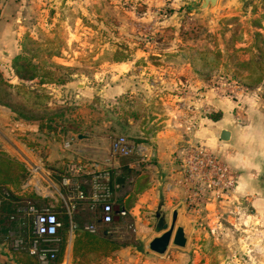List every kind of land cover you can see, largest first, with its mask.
<instances>
[{
  "label": "crops",
  "instance_id": "0c3cea01",
  "mask_svg": "<svg viewBox=\"0 0 264 264\" xmlns=\"http://www.w3.org/2000/svg\"><path fill=\"white\" fill-rule=\"evenodd\" d=\"M4 1L0 18L1 44H19L22 35L30 32L31 27L51 29L60 16L68 22L67 27L77 31L83 26L85 29L105 27L107 12H110L114 16L111 23L117 26L115 22L121 19L116 15H123L125 10L119 0ZM144 2L149 5L146 11H152L153 3H166L172 8L182 5L180 0ZM143 13L146 17L147 13ZM31 15L35 19L30 23ZM117 39H104L103 43L117 47L130 42ZM73 41L77 42L76 39ZM123 48L127 49L126 46ZM131 49L124 56H116L114 61L113 55L108 56L95 75L98 78L95 82L89 78L75 79L76 75H73L75 77L64 85L47 87L51 107L60 103L74 104L72 111L82 114L83 102L98 98L100 109L107 110L112 106L115 109L114 112L106 111L103 118L88 120L80 116V124L90 133L73 134L68 139L76 138L77 142L69 144L70 147L65 148L67 142H64L56 151L53 149L55 144L47 141L48 151L43 158L49 163L47 168L42 167L41 157L34 156L33 159L30 156L39 153L38 147L30 150L27 147L30 142H38L37 139L47 140L39 132L38 125L16 120L9 109L0 106V125L9 119L26 137L12 151L7 150L3 144L5 140L0 139V152L20 163L28 173L38 167L42 177L36 178L49 180L61 195L72 194L61 181L68 176V167L76 162H99L111 171L113 199L126 211V217L105 226L100 223L97 210L87 204L80 205L74 217L77 229L70 234L67 217L64 223L66 245L61 264H72L75 232L91 223L97 227L94 234L102 233L121 245L97 264H264V110L250 100L218 99L210 90L202 88L201 81L195 80L197 76L189 66L156 69L149 62L152 53L145 47ZM19 54L18 45L10 61ZM103 54L106 55L104 52L98 56ZM144 64L147 66H142ZM223 130L230 134L228 141L220 140ZM78 136L82 138L78 139ZM117 136L142 146L147 163L136 165L134 156H112L109 146ZM196 143L215 151L237 175L233 194L223 201L208 204L207 212L189 210L185 191L178 184L181 180L179 152ZM75 179L80 188L88 192L89 178ZM22 185L16 189L17 196L33 195L39 201L43 200L31 190H22ZM43 201L63 216L59 201ZM213 207L215 211H212ZM222 212L229 214L222 219ZM173 214L176 215L175 228L182 227L186 237L184 248L169 245L163 255L152 253L149 243L162 234L156 230L159 218L170 224ZM244 222L250 226L244 227ZM239 223L242 224L240 229L235 227ZM8 225L7 219L0 223V264H20L19 255L6 239V233L11 231V227L7 230ZM20 229L19 225H13L14 232ZM224 234L229 238L226 244L221 243Z\"/></svg>",
  "mask_w": 264,
  "mask_h": 264
},
{
  "label": "rangeland",
  "instance_id": "374dc122",
  "mask_svg": "<svg viewBox=\"0 0 264 264\" xmlns=\"http://www.w3.org/2000/svg\"><path fill=\"white\" fill-rule=\"evenodd\" d=\"M119 1L125 10H123V15L118 13L116 15L121 19V21L115 22L117 26L111 23L114 16L110 12H107L108 22L105 27L85 29L83 26L77 31L67 27L66 23L68 22L60 16L56 26L51 29L45 27L42 30L31 27L30 32L22 35L19 44L0 43V71L3 77L12 85L18 84V80L11 70L10 56L16 52L18 45L20 46L25 37L42 43L41 49L53 54L50 58L53 63L69 67L72 70L70 79L76 75V77L73 76L75 79L89 78L93 82L96 81L94 79H98L95 75L99 72L102 64L109 59L108 56L113 55L114 61L116 56H124L128 50H132L131 47L138 46L140 49L145 47L147 52L152 53L149 56L151 58L149 62L154 68H175L187 65L196 74L197 79L195 80L201 81L202 88L210 90L216 98L237 102L250 100L256 102L258 107L264 110V86L249 89L246 87L245 81L238 80L233 74L238 71L246 75L247 71L230 65L223 59L219 61L220 64L214 63L217 61L214 55L217 52L223 54L230 42H232L233 49L237 50L240 61H247L251 57L254 53L253 34L261 32L264 35V0H219L216 9L210 14L192 10L196 6L193 0H180L182 5H179L178 8H172L166 3H153L150 8L152 11H146L149 5L144 0ZM5 2L0 0V18ZM144 11L147 13L146 17H144ZM61 14L65 15L64 12ZM34 19L29 20L30 23ZM114 38L121 39L120 41L128 39L126 41L130 42L127 45L125 43L117 45V47L112 44L104 45V39L112 40ZM73 39H76L77 42H74ZM89 39L90 43H88ZM123 46H126L127 49H124ZM104 52L106 55L98 56V53ZM72 105L74 104L60 103L52 106L54 109L62 108V111L57 113L58 116H54L53 120V126H58L59 142L40 138L37 139L38 142H30L27 145L29 150L38 147L39 153L34 152L30 156L33 159H35L34 156L41 157L43 168L49 166V163L43 159L48 151L47 141L55 144L53 149L56 151H59V145L64 142H69L71 146L77 142L76 138L68 139L74 134L72 132L77 131L81 135L90 133L80 124V116L87 119L103 118L106 111L114 112L115 110L113 106L107 110L100 109L98 98H88V101L83 102L82 105L88 109L85 106L82 107L83 110H80L82 114H77L76 110L72 111L74 108ZM5 123L0 125V139L5 140L3 144L6 145L7 150L12 151V148L19 145V141L26 137H24V132L20 131L18 126L13 125L11 120L6 119ZM64 126L70 130L66 134L60 132ZM26 175L29 173L26 172ZM219 201L223 200H214L215 203ZM59 203L62 204L60 200ZM206 206L203 208V212L208 211ZM212 211H215L214 207ZM225 214L229 213L225 212L222 219ZM243 224H245L244 227L250 226L246 222ZM240 225L242 224L239 223L235 227L240 229ZM8 227L13 228V225L9 224ZM250 236L253 238L251 234ZM228 242L229 238L224 234L221 237V243Z\"/></svg>",
  "mask_w": 264,
  "mask_h": 264
},
{
  "label": "built area",
  "instance_id": "2783aa9c",
  "mask_svg": "<svg viewBox=\"0 0 264 264\" xmlns=\"http://www.w3.org/2000/svg\"><path fill=\"white\" fill-rule=\"evenodd\" d=\"M69 142L65 143L67 148ZM109 151L114 157L130 158L134 156L136 165L147 163L144 148L132 143L124 136L113 138ZM179 169L181 180L179 185L185 191V202L189 210L203 209L208 203L230 197L236 189L237 175L215 151L207 149L201 144H191L179 152ZM107 166L95 161H82L70 165L67 177L61 181L62 186L71 195H61V192L49 180L42 177L38 167H33L29 178L21 186L22 190H31L39 198L47 201L62 202L67 217L69 232L77 229L74 217L78 207L89 205L98 211L101 224L108 226L116 220L126 217V211L117 206L112 194V174ZM89 178V190L80 188L75 177ZM171 185L168 186L170 188ZM3 199L0 197V208ZM23 217L17 221L26 230V241L21 236L13 239L12 248L18 250L23 246L29 255L35 256L39 264H49L55 259L60 243L59 232L63 227L62 220L52 211L48 203H32L27 201L22 212ZM14 221L13 217L9 218ZM83 231L96 233L95 224H85Z\"/></svg>",
  "mask_w": 264,
  "mask_h": 264
},
{
  "label": "trees",
  "instance_id": "16d2710c",
  "mask_svg": "<svg viewBox=\"0 0 264 264\" xmlns=\"http://www.w3.org/2000/svg\"><path fill=\"white\" fill-rule=\"evenodd\" d=\"M254 43L252 44L254 53L247 61H240L237 50L233 49L232 42L223 54L217 52L214 56L220 64L221 59L227 61L247 74L234 72V76L240 81H245L249 89L264 86V35L255 32ZM42 43L25 37L20 43V54L12 59L11 70L18 80V84L12 85L6 80L0 71V106L9 109L16 120L36 123L38 130L46 139L60 141L57 133V125L53 126L54 116L62 111V108H52L50 91L48 86H60L68 83L71 79L69 67H64L53 63L50 58L53 56L49 51L41 49ZM210 54V53H209ZM70 131L64 126L60 132L66 134ZM80 134L77 131L72 132ZM26 171L23 166L0 152V197L3 199L0 208V223L6 218L11 225H20L17 219L22 216L23 208L27 201L37 204H45L46 201L38 200L33 195L22 198L16 195L18 186L27 179ZM52 211L62 220L63 227L59 232L60 243L55 259L49 264H61L65 252V222L66 215L63 216L52 208ZM13 217L14 221L9 218ZM20 227V226H19ZM21 228V227H20ZM0 230H2L0 228ZM7 230H10L7 227ZM79 229L75 232V239L72 247V264H97L106 258L110 253L116 251L121 245L104 234L84 232ZM21 236L26 241V230L21 228L14 232L11 228L10 233H6V239L10 241L11 247L13 239ZM13 249V248H12ZM20 257V264H39L35 256L29 255L26 246L14 250Z\"/></svg>",
  "mask_w": 264,
  "mask_h": 264
},
{
  "label": "water",
  "instance_id": "95a60500",
  "mask_svg": "<svg viewBox=\"0 0 264 264\" xmlns=\"http://www.w3.org/2000/svg\"><path fill=\"white\" fill-rule=\"evenodd\" d=\"M193 2L196 4V6H194L192 10L197 12H204L205 14H210L216 9L219 0H193ZM229 136V132L223 130L220 133V140L228 141ZM81 138L82 136H78V139ZM175 222V214L172 215L170 224L165 223L163 218H159L156 230L158 231V233L162 232V234L152 239V241L149 243L148 248L152 253L157 255H163L165 254L169 245L178 249L184 248L186 244V237L184 235L183 228H175Z\"/></svg>",
  "mask_w": 264,
  "mask_h": 264
}]
</instances>
